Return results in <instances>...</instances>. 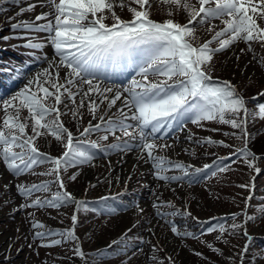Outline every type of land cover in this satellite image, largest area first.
Segmentation results:
<instances>
[{
  "label": "rangeland",
  "instance_id": "obj_1",
  "mask_svg": "<svg viewBox=\"0 0 264 264\" xmlns=\"http://www.w3.org/2000/svg\"><path fill=\"white\" fill-rule=\"evenodd\" d=\"M192 2L195 3V0ZM128 3L139 10V6L131 0ZM150 3L148 11L155 21L173 19L185 24L189 19L187 14L175 7L170 9L169 5L158 0H150ZM29 4L35 5L33 10L18 15L20 9L27 8ZM53 8L49 0H20L19 3L5 0L0 5L3 9L0 11V37H12L7 41L0 39V126L4 117L2 101L23 89L36 73L48 66L49 61L58 60L48 33L16 30L11 28V24L19 21L36 24H45L48 20L54 22L53 16L35 20L37 15L51 12ZM115 11L123 20L132 19L127 6L115 7ZM106 15L108 19L105 22L111 24V15ZM210 25L215 26L212 32L208 31ZM261 26L264 27V22ZM223 27L221 19L210 20L204 25L195 24V37L190 40L198 46ZM24 37L32 38L33 43H42L44 47L31 49L21 46L28 43ZM217 46L216 42L211 45ZM251 46L252 51H249L248 43L238 40L225 51L216 53L212 61L214 79L227 80L235 85L252 113L242 128H233L231 124L221 123L218 118L203 120L199 124L187 121L173 127L164 139L154 141L157 145H172L170 148L154 149V155L187 166L188 175L185 177V170L171 168L165 163L159 175L183 177L176 181L157 178V169L154 162L148 159L146 150L109 147L118 142V137L120 141H130L122 131L112 134L101 129L81 135L89 122L92 125L100 123L101 115L105 120L118 117L122 100H118L111 109L107 108L108 102L105 101L95 118L88 110L87 101L74 116L72 103L65 100L68 106H59L60 121L72 132L74 143L77 140L95 141L99 147L84 145L92 156L90 161L77 162L66 170L61 167L59 180L63 182V188L56 174H44L54 167L51 162L39 163L16 175L0 157V264H264V118L259 116L257 107L264 104V95H260L264 93V65L260 63L264 59V47L258 41L252 42ZM45 56L46 59H41ZM24 58L29 60L27 64ZM17 62L22 65L16 66ZM137 71L132 68L114 71L109 68L100 81L105 87L122 89L133 77L141 79L136 75ZM64 74L61 69V77ZM159 79L149 76L151 81ZM32 87L35 90V85ZM72 90L75 91L74 88ZM47 103L51 105L54 101L50 99ZM79 104L80 96H77L76 106ZM10 112L15 115L14 111ZM27 116V110H22L21 120ZM225 119H236L237 123H241L245 121V115L243 111L239 116L226 113ZM31 125L29 119L28 135L33 134ZM40 131L42 135L34 141L39 153L60 158L66 150V134L62 140H57L51 132ZM190 135L191 140L188 139ZM104 136L108 138L101 139ZM207 139L223 141V144L203 142ZM197 140L202 142L196 143ZM245 147L252 155L245 156L238 150ZM13 151L21 149L13 148ZM222 156L227 159L222 160ZM205 165L210 167L205 168ZM197 169L203 171L197 172ZM73 176L75 179L71 178ZM43 182H50L46 189L27 196L18 193V185L30 187ZM58 191L70 194L71 199L58 207L46 204L20 208L37 199L50 200ZM104 200L106 203L101 204ZM76 206L77 219L73 221ZM173 212L181 214L172 215ZM247 216L255 219L247 220ZM169 221L175 222L179 232L195 233V236L174 234ZM34 223L42 227H33ZM232 225L239 227L232 228ZM220 226L225 229L223 233ZM210 227L215 230L207 231ZM37 232L46 235L36 238ZM68 232H72L75 239L69 238ZM121 237L123 241L117 255L103 259L98 249ZM53 240H61V243L52 244ZM77 248L83 256L76 254ZM245 252H251L252 259H244L242 253ZM106 254L109 255L108 252Z\"/></svg>",
  "mask_w": 264,
  "mask_h": 264
},
{
  "label": "snow or ice",
  "instance_id": "obj_2",
  "mask_svg": "<svg viewBox=\"0 0 264 264\" xmlns=\"http://www.w3.org/2000/svg\"><path fill=\"white\" fill-rule=\"evenodd\" d=\"M15 2L19 3L20 0ZM131 2L138 5L139 10L131 7L128 0H59L58 3L56 0H49V5H54L53 10L37 15L35 20L40 21L53 16L54 22L48 20L45 24H36L19 21L11 24V28L16 30L48 33L50 44L54 48L55 56L58 57V60L49 61L48 66L36 73L23 89L10 99L2 101L4 117L0 126V157L14 174L24 173L39 163L51 162L54 167L44 174H56L60 187L63 188V182L59 180L61 167L66 170L77 162L84 163L92 159L84 145L90 148H98L99 145L95 141L77 140L74 143L72 132L60 121L59 106L64 104L67 107L65 100L72 103L74 116L87 101L88 110L93 118L105 101L108 102L107 108L111 109L118 100H122L123 106L118 109L120 112L118 117L115 119L109 117L105 120L101 115L100 123L92 125L89 122V126L84 128L81 135L101 129L112 134L122 131L125 137L130 138L131 143L129 140L120 141L118 137V142L109 147L117 150L139 147L146 150L148 159L154 162V167L157 169V178L169 181L183 177L159 175L165 163L171 168L185 170V177L188 175L187 166L154 155V149L172 147L169 144L157 145L154 142L156 139H164L173 127H179L187 121L199 124L203 120L218 118L221 123L231 124L233 128H242L246 118L252 114L245 106L246 101L235 85L227 80L214 79L212 61L216 53L225 51L238 40L248 43L249 51H252L251 44L254 41L260 42L264 47V27L261 26V22H264V0H195V3L192 0H158L169 5L170 9L175 7L183 14H187L189 19L185 24L175 22L173 19H165L162 22L151 19L148 11L151 7L150 0H131ZM4 3L5 0H0V5ZM126 6L132 13L131 20H123L116 14L115 7ZM34 7L35 5L29 4L27 8H21L18 15L32 11ZM106 13L111 15L113 21L111 24L105 22L108 19ZM168 14L171 15V10ZM225 17L227 19H224ZM214 19H221L224 27L215 31L211 39L198 46L194 45L190 38L195 37V24L204 25ZM214 27L210 25L208 31L212 32ZM10 38L12 37H0L4 41ZM24 38L28 43L21 45L23 47L31 49L44 47L42 43H33L30 37ZM213 42L218 46L211 47ZM41 59H46V56ZM260 63L264 65V59H261ZM109 68L138 69L136 75L141 79L133 77L122 89L105 87L100 77ZM61 69L65 73L63 77L60 75ZM150 75L161 79L151 81ZM73 88L75 91L72 90ZM77 96H80L78 107ZM50 99L54 101L51 105L47 103ZM257 107L259 116L264 118V104H259ZM24 109L27 110L28 116L21 120L20 113ZM10 110L14 111L15 115L11 114ZM241 111L245 115V121L237 123L236 119H225L226 113L239 116ZM47 117L52 119H46ZM29 119L32 121V135H28L26 131ZM40 129L51 132L57 140H62L63 135L66 134V150L60 158L39 153L34 141L42 135ZM107 138L104 136L101 139ZM188 139H192L191 135ZM203 142L223 144V141L210 139ZM13 148H19L21 151H13ZM239 151L245 156L252 155L247 147ZM209 167L205 165V168ZM71 178L75 179V176ZM49 183L43 182L30 187L18 185L17 190L20 195L27 196L34 191L46 189ZM70 199V194L58 191L50 200L37 199L30 205H21L20 208L42 207L46 204L58 207ZM182 214L190 215V213ZM72 219L75 221L76 216L74 215ZM253 219L255 217L247 216V220ZM169 223L172 224L171 231L174 234L195 236V233H181L175 222L169 221ZM33 227H42V225L34 223ZM231 227L237 228L239 225ZM214 230L211 227L207 229L209 232ZM220 231L221 233L225 231L223 226H220ZM45 235L46 233L43 232L35 233L36 238H43ZM67 235L75 239L72 232H68ZM60 243L61 240L52 241L55 245ZM115 243L116 241H113V244ZM75 251L77 255H84L79 248Z\"/></svg>",
  "mask_w": 264,
  "mask_h": 264
},
{
  "label": "trees",
  "instance_id": "obj_3",
  "mask_svg": "<svg viewBox=\"0 0 264 264\" xmlns=\"http://www.w3.org/2000/svg\"><path fill=\"white\" fill-rule=\"evenodd\" d=\"M114 241H116L115 244L111 243L107 248H100L98 250L101 253V257L103 259H108L110 257H114L117 255V252H119L121 250L120 247H121V243L123 241L122 237L119 239H116ZM112 250H114V251H112ZM107 252L109 253V255L106 254ZM251 255H252L251 252L250 253L249 252L242 253L243 258L246 260L252 259Z\"/></svg>",
  "mask_w": 264,
  "mask_h": 264
},
{
  "label": "bare ground",
  "instance_id": "obj_4",
  "mask_svg": "<svg viewBox=\"0 0 264 264\" xmlns=\"http://www.w3.org/2000/svg\"><path fill=\"white\" fill-rule=\"evenodd\" d=\"M0 246H1V241H0ZM0 250H1V248H0Z\"/></svg>",
  "mask_w": 264,
  "mask_h": 264
}]
</instances>
